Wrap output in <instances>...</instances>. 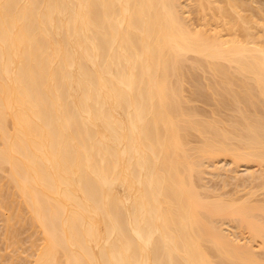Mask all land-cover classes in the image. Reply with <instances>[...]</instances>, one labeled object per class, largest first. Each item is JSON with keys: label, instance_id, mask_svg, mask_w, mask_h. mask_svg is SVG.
I'll return each mask as SVG.
<instances>
[{"label": "bare ground", "instance_id": "6f19581e", "mask_svg": "<svg viewBox=\"0 0 264 264\" xmlns=\"http://www.w3.org/2000/svg\"><path fill=\"white\" fill-rule=\"evenodd\" d=\"M0 217L28 264H264V0H0Z\"/></svg>", "mask_w": 264, "mask_h": 264}, {"label": "rangeland", "instance_id": "374dc122", "mask_svg": "<svg viewBox=\"0 0 264 264\" xmlns=\"http://www.w3.org/2000/svg\"><path fill=\"white\" fill-rule=\"evenodd\" d=\"M222 164H223V163H222ZM240 170H242L243 172H245V171H244V170H245L244 167L240 168ZM240 173H241V172H240ZM215 176H216V175H215ZM216 177H217V178H216ZM216 177L209 176V178H210L209 183L211 182L212 185H215V184H213V182H214V183L217 182V183H216L217 187H219V184H220V187H221V186L223 187V184H222L223 182H221V181L223 180V179L221 180V177H222V176L219 175V177H218V176H216ZM209 178H208V179H209ZM222 178H223V177H222ZM219 179H220V180H219ZM233 181H234V180L232 179L231 182L233 183ZM218 182H219V183H218ZM234 182H235V181H234ZM232 183H230V185H231ZM221 184H222V185H221ZM228 185H229V184H228ZM230 185H229L228 187L226 186V187H227L226 190H231V189L236 188V185L234 186V184H232V186H234V187L231 186L232 188H230ZM229 188H230V189H229ZM238 188H239V187H238ZM7 212H8V211H6V214H7ZM1 216H2V215H1ZM0 218H1V217H0ZM2 220H3V216H2ZM0 221H1V219H0ZM1 222H2V221H1ZM19 225H21V224H19ZM22 225H23V224H22ZM22 225H21V227H23ZM3 226H4V225H3ZM3 226H2V223H1V227H3ZM1 227H0V229H1ZM17 227L19 228L20 226H17ZM21 227L18 229L19 234L17 233V235H18V236H16L17 238H14V239H13L12 235H11V236L9 235V237H8L9 239L6 238V239H8V240H11V239H12V240H11L12 242L9 241V242H10V243H9V242L7 241V244H6V241L4 242L3 237H2L3 242H1V240H0V243H3L2 245L0 244V248L4 251V252L2 253V250L0 249V254H1V257H2V259L0 258V262H3V264H7V263L10 264V262H8V257H7V254H8V253L10 254V255L8 254L9 256H11V255L14 256L16 253H18V251H21V250H19L20 248L18 249V247H17V246H19L18 244L21 243V245L24 244V245L27 246V244H28L27 242H30V240H32V237L35 236V235H32V234H33V229H31L32 231H29L30 229L27 230V231H29V232L27 233V231H25L26 229L22 228V229H23V233H24V234H23V233L21 232V231H22ZM3 228H4V227H3ZM3 228H2V230H0L1 232L3 231ZM19 230H20V231H19ZM24 231H25V232H24ZM1 232H0V236L2 235ZM20 232H21V233H20ZM31 232H32V233H31ZM25 233H27V234L25 235ZM28 234H29V235H28ZM34 234H35V233H34ZM3 235H4V234H3ZM3 235H2V236H3ZM19 235H20V236H19ZM22 235H23L24 237H23ZM30 235H32V236H30ZM21 236H22L23 238H22ZM25 236H26V237H25ZM10 237H11V239H10ZM27 237H28V238H27ZM24 238H25V239H24ZM0 239H1V237H0ZM6 239H5V240H6ZM21 239H22V240H21ZM16 240H19V241H18L19 243H18V242H15ZM24 240H25V241H24ZM27 240H28V241H27ZM34 240H36V241L34 242L35 245H36V248L34 247V249H37V247L39 248V246H37V244H38V245L41 244V238H40V236L37 237V238L35 237ZM13 241H14V242H13ZM21 241H22V242H21ZM26 241H27V242H26ZM39 241H40V242H39ZM38 242H39V243H38ZM8 243H9V245H8ZM15 243H18V244H15ZM4 244H5V245H4ZM11 244H12V245H11ZM7 245H8V246H11V247H9V250H10V251H8V252H7V249H8ZM13 245H14V246H13ZM16 245H17V246H16ZM29 245H30V244H29ZM29 245H28L27 247H26V246H25V247L22 246L23 248L20 246L23 250H24V248H25L24 252H22L23 250L21 251L22 255L20 254V255L18 256V257H20V258H19L20 260L18 259V260L16 261V260L13 258V256H11L12 259H14V262H11L12 264H14V263H15V264H28V263H29V262H28V257L30 256L29 254L32 253V250L30 251V249L28 248ZM3 246L6 247V251H5V249H4ZM15 246L17 247L18 250L15 248ZM10 248H11V249H10ZM14 248H15V249H14ZM11 250H12V251H11ZM27 250H29V251H27ZM15 251H16V253H15ZM25 251H26V253H27V252H31V253L26 254ZM4 253H7V254H4ZM23 253H24V255L26 254L27 256H26V255L24 256ZM3 254H4V255H3ZM28 255H29V256H28ZM3 256H4V257H3ZM11 257H9V258H11ZM15 257H17V254H16ZM24 257L27 258V259H24ZM22 258H23V260H22ZM29 258H30V257H29ZM25 260H26V262H25ZM6 262H7V263H6ZM0 264H1V263H0Z\"/></svg>", "mask_w": 264, "mask_h": 264}]
</instances>
